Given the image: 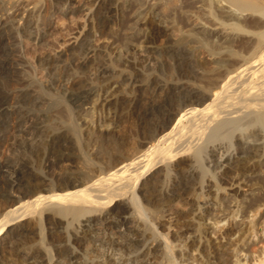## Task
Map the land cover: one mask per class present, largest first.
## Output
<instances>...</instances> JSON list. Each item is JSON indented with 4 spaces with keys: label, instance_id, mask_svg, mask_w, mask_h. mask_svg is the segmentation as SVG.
I'll use <instances>...</instances> for the list:
<instances>
[{
    "label": "bare ground",
    "instance_id": "bare-ground-1",
    "mask_svg": "<svg viewBox=\"0 0 264 264\" xmlns=\"http://www.w3.org/2000/svg\"><path fill=\"white\" fill-rule=\"evenodd\" d=\"M9 1L5 9L6 0H0V145L7 141L11 150L0 158V200L10 201L14 188L22 195L0 213L5 234L0 244H21L0 256V264H264V254L248 260L244 249L248 238L264 230H252L264 218V210L262 220L254 218L264 209V193L237 198L252 166L264 162V4L228 0L229 6H214L220 18L213 21V7L195 0L203 21L163 49L153 44L166 33L162 19L147 18L143 32L124 33L122 44L130 54L161 52L173 59L175 76L194 79L179 87L173 83L176 77L170 81L147 74L140 80L149 94L142 97L146 100L120 93L118 87L131 85V78L96 95L76 88L79 80L59 69L61 54L39 58L45 74H60L61 87L77 111L89 101L92 108L106 111L82 142L68 109L43 129L39 123L46 112H31L38 101L49 99L47 111L62 101L34 80L23 60L10 57L19 46L15 38L25 32L30 36L42 7L37 0ZM142 4L143 11L148 6ZM93 5L97 14L113 7L106 0ZM245 10L259 16L241 19ZM142 11L135 13L142 16ZM106 16L99 17L102 27ZM84 35L71 45L75 52L86 50ZM191 42L207 47L210 66L198 63ZM127 62L134 67L137 59ZM100 72L108 76L104 66ZM141 76L134 72V78ZM122 110L134 119L139 134L140 144L129 153L114 130ZM30 124L35 129L22 128ZM218 150L227 155L216 157ZM187 160L193 163L188 166ZM61 161L77 165L47 173ZM169 165L173 190L164 189L154 176ZM196 172L197 188L188 181ZM204 178L209 180L203 183Z\"/></svg>",
    "mask_w": 264,
    "mask_h": 264
},
{
    "label": "rangeland",
    "instance_id": "rangeland-1",
    "mask_svg": "<svg viewBox=\"0 0 264 264\" xmlns=\"http://www.w3.org/2000/svg\"><path fill=\"white\" fill-rule=\"evenodd\" d=\"M48 1L49 0H37V5L42 7V10L40 11V17H37V22L32 25V28L30 30L31 37L29 35L27 36V32L21 33L22 35L20 34L19 36H17L14 42L16 43V46H19H17V49H15L16 54L14 52L12 55H10V57L13 59L20 58L21 60H23L24 64L32 72V77L34 78V80L40 83L42 87L46 88V91L52 94V97L54 99H60L62 101L61 103H56L58 104L57 107L54 106L55 108H57V111L54 107L52 109H49L50 111H47L49 106V103H47V101H49V99H47V101L45 99L38 101L34 105L32 109L33 111L31 112L43 110L47 114L40 118L41 122L39 123V125L41 124V126H43L41 127V129L46 127L53 120L52 118L54 115L64 117L65 115L63 113L65 112L63 111V108H66L72 116L73 121L79 127L81 141L83 142V139L87 140L86 135H89L90 132L94 131L95 122L98 123V120H101V117L106 114V111L100 110L99 107L92 108V104L90 103V101L84 106V109H78L77 111V107L72 105L68 100V92L64 91L61 87L60 74L57 73V71H55V73H53V71L50 74H45V71L41 68V66H39V58L45 55L61 54L62 56L61 60L59 61V69L61 67L64 69H68L71 76H75L76 79L79 80L78 84L75 85L76 88L89 90L96 95L102 94L110 85L120 82L121 78L124 77L133 79L131 85L125 83V85L122 84L118 87L120 93L125 95V97H127L126 99L129 100H131L133 97L142 98L143 96L147 97L149 95L148 93H146V91L143 92V90L141 89L142 85L140 84L142 83L141 81L146 76H148L147 74L158 75L162 79L170 81L171 78L175 79L176 77V79L173 80L176 82L173 83H175L179 87L183 83V81H186L189 84L194 82L193 78H180L175 76V73H173V59L168 55H161V52L146 54L145 52L141 53L140 51L137 55L130 54V52H128L129 50L126 51L124 49L121 37L126 36L128 30L135 33L143 32L145 29L143 20L147 18H152L155 20L162 19L164 21L163 24L167 26L166 33L159 34L154 40L153 44L162 49L163 47L169 46L175 40V38L179 36V34L187 31L190 25H192L193 23H198L199 21H203L202 14L195 7V0H106L113 7L109 10L103 9V11H101L102 13L100 12L99 14H97V12L95 13L94 11V0H72L73 2L70 0L71 3H69L70 1L68 2L65 0H60L61 2L58 3H52V1L50 0L51 4H49L50 2ZM247 1L264 4V0ZM202 2H205L210 7H213V10L214 6H216L217 4H228L226 6H229L228 0H203ZM11 3L12 1L6 0L5 5L7 7H5V9L10 7ZM140 3H143L142 5H147L148 7L144 8L142 11L139 6ZM74 7L75 9H78L75 10L73 9ZM140 10L142 12H145L142 16L136 14L137 11ZM216 11L217 10L215 9L212 14L213 21H217L218 17L220 18L219 11L218 13ZM2 12H0V16H2ZM104 15H107L106 24L104 25V27H102L99 21V17H105ZM239 16H241V19L250 20L257 18L259 14L254 13L251 10H245L243 12H240ZM122 19L127 20L128 24H130L131 26H128L127 28L126 26L124 27L122 24L123 22L121 21ZM17 23L18 21H16L14 25H17ZM123 27L126 29H124ZM130 32L128 34H130ZM83 33L86 37L87 48H85L86 50L84 51L79 50L75 52L76 50L74 51V49H71V45L73 46L75 41H77V39L82 36ZM124 33L126 35H124ZM76 36L77 38H75ZM189 45H192V49L195 48L193 54H196L199 60L198 63L204 66H210V61H212V58L211 56L209 57V54L207 52L208 49H205L206 46L202 45L203 48H200L201 45H198V43L194 42L189 43ZM197 46L199 47L197 48ZM132 55H134L137 59V64L134 65V67L131 66L129 62H127L128 59L134 58V56ZM81 60L87 61L85 63L82 62V64L80 63ZM101 66H104L107 69V77L103 75L102 72H100ZM134 72L140 73L142 76L134 78ZM0 84L3 85V79L1 77ZM59 109H62L63 112ZM125 110H122V113L120 115L121 118L116 123L114 130H116V136L118 138L120 137L119 140H121L120 142H122L123 151L125 153H129L132 152L133 148L135 149L137 147V144L139 145L140 143L137 127L135 126L136 123ZM59 112H61L62 114ZM55 118L56 116H54V119ZM29 126H31V129H35V127L31 124L28 126H23L22 128H26ZM263 137L264 136H262L260 140H262V142L264 143ZM33 139L38 141L40 138L38 135H35ZM87 149L91 150L92 148H90V146L88 145ZM263 150L264 145L262 147V152H264ZM222 152L224 151L218 150V152L216 153V157L219 158ZM9 155H11V150L9 148V143L6 141L2 145H0V158ZM225 155H227V152L223 153V156ZM263 157L262 159L260 157V159L263 160ZM190 162L191 160H187L185 164H188L189 166L193 163ZM57 164L55 166L52 165L48 167L49 169L47 173L51 175L61 168L73 167L77 165V163L75 164V162L72 163L69 161H61ZM209 164L210 168L212 169V163L210 162ZM169 166L164 167L165 169H156L154 176H157V182L159 183L160 181L161 184L159 185L163 186L164 189L173 190L174 186L169 185L172 175V167L171 165ZM248 174L249 176L245 179L246 181L240 183L242 189L240 190V194L237 196V198L239 197L240 200H242L243 198L249 199L252 196H263L264 193V162L261 161L260 164H255L254 166H252V169ZM199 179V172H196L195 176H192V179L188 181H190L191 184L194 181V187L197 188L200 183ZM206 180L209 179L204 178L203 183H205ZM228 191L230 190L227 189L224 194L227 195ZM224 194L221 193L220 195ZM250 194L251 196H249ZM17 195H22V191L14 188V190L11 191L10 195H8V199L10 201L5 202L0 200V213L2 212V209L6 204H13L17 200ZM263 210L264 209L257 210L254 218H258L259 221L262 220L261 218H263L264 215L261 217L260 214ZM257 212L259 213L257 214ZM259 224L261 225H255V227L253 226L252 230L255 231L256 228L258 229V227L260 228L261 226L264 227V218ZM3 232L4 230L0 232V238L5 237V234ZM258 232L257 235H260L261 230ZM258 236L254 237V240L252 241L251 237L248 238L250 242H248V244H246L247 247L244 248L246 251H248L246 252L247 254H249L248 260H251L252 258L255 259L264 254V230L262 231L261 236ZM15 243H13V245H8L7 243L2 242L0 244V256H5L10 253L11 248L13 246H18L19 244H21V241L20 243L19 241H15ZM27 252V249L24 250L23 255H25Z\"/></svg>",
    "mask_w": 264,
    "mask_h": 264
}]
</instances>
